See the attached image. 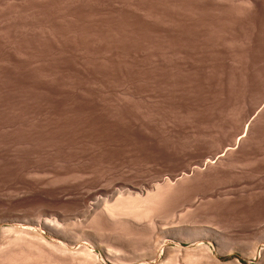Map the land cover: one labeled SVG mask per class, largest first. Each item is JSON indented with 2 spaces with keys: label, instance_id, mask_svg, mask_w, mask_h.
<instances>
[{
  "label": "rangeland",
  "instance_id": "rangeland-1",
  "mask_svg": "<svg viewBox=\"0 0 264 264\" xmlns=\"http://www.w3.org/2000/svg\"><path fill=\"white\" fill-rule=\"evenodd\" d=\"M251 106L254 117L264 106V0H0V216L75 213L74 196L63 193L71 185L106 199L114 189L150 190L183 176L189 183L196 157L227 131L253 124V114L244 116ZM256 135V157L240 165L246 178L217 192L232 200L240 191V206H222L220 217L206 215L207 206L193 215L169 199L154 216L156 231L97 228L101 246L83 241L71 250L86 246L100 264H264V240L250 250L264 228L263 190L256 189L264 184V119ZM18 226L0 224V264H27V257L53 264L38 239L7 246L16 234L5 229ZM195 226L224 235L220 243L202 239L211 257L195 251ZM161 228L172 234L146 256ZM108 232L126 238L123 260L108 254ZM84 258L88 264L83 256L75 264Z\"/></svg>",
  "mask_w": 264,
  "mask_h": 264
},
{
  "label": "bare ground",
  "instance_id": "bare-ground-1",
  "mask_svg": "<svg viewBox=\"0 0 264 264\" xmlns=\"http://www.w3.org/2000/svg\"><path fill=\"white\" fill-rule=\"evenodd\" d=\"M174 40H175V38H174ZM259 101H260V99H259ZM260 103H262V102H260ZM255 108H256V106H255ZM255 108L253 106H251L249 108V110L244 114L245 117L249 114H253L252 121L255 118V120L252 122L253 124H251V125L246 124L245 129L241 126H236L235 128L231 129L229 132L227 131L224 134V136L222 137V139L218 140V142L214 145V150L205 151V152L201 153L198 157H196L198 159V161L193 164V168L190 171V172H193V175H192L193 177L191 176L192 178L189 179V183L182 179L184 177L183 176L181 179H177V182L174 183V181H173V183L175 185L170 184L172 180L169 179V181L171 180L169 183L167 181V183H164V184H159V183L158 184L155 183L156 185L153 184L154 187L152 186V188L150 190L144 189V188L143 189H141V188L140 189H137V188L133 189L132 188V189H127L125 191L123 190L122 193H120L117 189H114L113 191L109 192L110 194L107 191H105L103 193V196H106V199H103V197L97 198V190L93 191V192L81 193L79 190L81 187H75V186L73 187L72 185L66 186L64 191L62 190L63 193L67 194V195L69 194V195L74 196V200H75V202H77V205L79 206V210H77L76 212L74 211L75 213H73V212L72 213H69V212L64 213V212H60L57 210L44 211L40 215H38V217L36 216L37 219L35 217H34L35 219L31 218L29 216L27 217V215L26 216H23V215L12 216L13 214L12 215H1L0 216V224H2L4 222H15V223L19 224V226L14 228V229H11V230L5 229V231L3 230L5 233H8V234L9 233L16 234L14 239L11 238L9 240V243L6 242L7 246H8V244L9 245L12 243L14 244V243H17L18 241H21L24 243V242H27L29 239H30V241H31V239H32V241H33V239H35L37 242V239H38L39 245H40V242H42V245H44V247H46V246L49 247V254H51V255L53 254L51 256V258H50V256H49V258L53 261V264H68L69 261L71 263L74 262V264H75V262H78V260H79L78 258H80L82 256L88 257L91 261V262L88 261L90 264L91 263L92 264H100L98 255H97V253H95V251L89 250L86 246H81L77 250L73 249L74 250L73 251V250H71V247L74 248V246L75 247L78 246L83 241H86L87 243L89 242V243L93 244L95 248H97V246H101L102 243L101 244L98 243V241H100V239L98 237L99 235H97L98 234L97 228L104 229V230H106V232H107V230L112 231L115 229L117 231V229L121 226L130 227L131 229H135L138 231L139 230H141V231L145 230L146 231L150 228H152L153 230L155 229V231H156V229L158 227L156 228L157 222L154 223V221L156 220V219L154 220V218L157 216V215L155 216V214H158L159 210H161L160 208L162 207V205L166 204V202H168L169 199H171V200L172 199H174V200L179 199V201L180 200L182 201V205L187 207V209H188V207L194 208L195 212L193 211L194 212L193 215H196V211L201 210V208L204 206L208 207V209L206 210V213H205L206 215H209V216L210 215H215V216L225 215V213L222 211L223 209L221 210L222 206H225L228 204L230 207H236V206H240L241 204L244 203V199H243L244 196L241 194L240 191L239 192H232V194L235 197L232 200H223L222 197H220V195H218L217 192L222 186H228V187L239 186L241 181L246 178L243 175L244 170H241L240 165L244 164L245 161H247L248 159L253 160L254 157L252 158V156L256 157V155H257V150H258V141H257L258 136L257 135L258 134L256 135V132H257V128H258L259 124L262 123V120L264 119V106L262 107L263 110L261 109L262 112L260 111V109L258 107V109L261 113H259L257 116L254 117ZM256 114L257 113H255V115ZM251 117H252V115H251ZM249 120L247 119V121H249ZM241 132H242L243 136L240 135ZM239 135H240V137H242V139L238 138ZM210 154H214V155L216 154L217 156H219V155H221V156L220 157L216 156L215 158L210 159L209 158ZM259 166H257V167L259 168ZM238 170H240V171H238ZM245 172H247V171H245ZM180 175L181 174H179V176ZM184 175L188 176L185 173H184ZM257 175H258V173H257ZM186 176H185V179L187 178ZM253 179H252V181H248L247 184H252L253 187H255L254 185L256 184V181H253ZM182 180L188 184L183 185L185 182H183V184H182L181 183ZM254 180H256V179H254ZM156 182H160V181H156ZM204 183H207V184L208 183H212V184L214 183L215 185H214V187H212L210 189L200 190V188L197 186V184L203 185ZM194 185H196L199 188V190H197V189H196L197 191L192 190V187L194 189ZM81 186L86 187L85 184H82ZM256 186H257L256 189L263 190V193H261V196L264 197V184L260 183ZM243 192L246 194L245 196L252 198L254 200L258 196V195L252 194L251 190H246ZM62 197H64V195ZM193 197H198V200L196 202H193V200H192ZM169 206L170 205H168V207ZM81 207H84V209H81ZM185 207H184V209H186ZM204 208H206V207H204ZM204 208H202V210H204ZM176 215H177V213H176ZM191 217H192V214H191ZM204 218H206V217H204ZM37 227H39L42 230H46L51 235V237L54 239V241L53 242L48 241L42 234H40L41 232L39 233V231H38L39 229H37ZM197 227L195 226L196 229L191 228V230H193V232H195L194 233L195 235L193 234L192 231H190V232H192L191 234L196 237V239H194V240L195 241L197 240L200 242L198 247L196 248V250L190 249V248H183V247H180L178 249H179V251H185L187 253L188 252L190 253L192 250H195V251L200 250L201 252L204 251L206 254H208V257L209 256L211 257L212 256L211 246H209L206 243H202V239L204 238L206 241H207V239H211V241H216L217 243H220L223 241L224 235L222 233L216 231V230L211 229V228L207 229L209 226L206 228V230H204V229L200 230V228H197ZM124 230H125V228H124ZM179 230H182V229H179ZM188 230H186V231H188ZM118 231H119V229H118ZM176 231H177V229H176ZM171 232L161 228L158 234L155 233L156 235L154 234V236L151 238V245L148 246L149 249L146 248V249H148V252L146 251L147 252L146 256H149V257L155 256L156 252L158 253L157 248L159 247L158 245H160L161 240H163L164 238H168V236L170 234H172ZM110 233L108 235L109 239H110L109 243H111V245L109 247L113 248L114 250L113 249L110 250L107 246V248L109 249V250L107 249L108 254L110 255V257L111 256L115 257V258L117 257V259L123 260V258L120 257L121 256V250L120 249L124 248L125 242H123V240L126 238L121 239L122 236L116 237L117 233H119V232H116L115 236H113V233H112V235H110ZM139 233H141V232H139ZM105 234L106 233L104 232V235ZM121 234H123V233H121ZM4 237H5V234H4ZM263 240H264V228H262L260 235L255 240V242L250 246V250L254 253L257 250L258 244L260 243V241H263ZM192 241H193V239H192ZM21 242H18V243L22 245ZM36 242H35V244H36ZM106 242H107V240H106ZM26 245L29 246V244H26ZM229 245H230V243H229ZM11 246L9 248H11ZM41 248H42V246H41ZM118 250H120L119 251L120 253L118 252ZM50 251H52V253H50ZM22 253H24V252H22ZM122 253H123V251H122ZM46 254L48 255V253H45V255ZM13 255H15V254H13ZM37 255L40 256L39 254H37ZM124 255H125V251H124ZM11 256H9V257H11ZM38 256H36V257H38ZM143 256H145V255H143ZM36 257H35V259L37 262V261H39V259H37ZM43 257L41 259H43ZM145 257H143V258H145ZM21 258H24L23 255ZM12 259L10 261L15 262V260L14 259L12 260ZM25 259L28 260V262L30 261L28 257ZM30 259H31V257H30ZM32 259L34 260V258H32ZM147 259H148V257H147ZM18 260H19V257H18ZM33 260H32V262H33ZM65 260H67V261H65ZM86 260H87V258H86ZM86 260L84 258V262ZM21 261H19L20 263H16V262H18L16 260L15 263L21 264L22 262H24V261H22V262ZM141 261L143 262V260H141ZM28 262H27V264H29ZM32 262H30V263H32ZM47 262H48V260H47ZM118 262H119V260H118ZM215 262H217V261H215ZM143 263H145V262H143ZM235 263L240 264V261L237 260ZM49 264H50V262H49ZM80 264H82V263L80 262ZM85 264H87V263L85 262ZM218 264H220V263H218Z\"/></svg>",
  "mask_w": 264,
  "mask_h": 264
}]
</instances>
